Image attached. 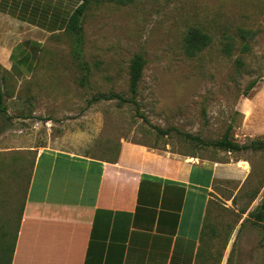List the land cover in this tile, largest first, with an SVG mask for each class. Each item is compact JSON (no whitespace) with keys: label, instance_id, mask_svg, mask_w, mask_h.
Here are the masks:
<instances>
[{"label":"rangeland","instance_id":"rangeland-1","mask_svg":"<svg viewBox=\"0 0 264 264\" xmlns=\"http://www.w3.org/2000/svg\"><path fill=\"white\" fill-rule=\"evenodd\" d=\"M81 26L80 58L75 36L65 31L46 40L28 78L0 70L7 110L0 116V239L10 207L25 201L33 148L111 159L127 140L181 157L248 160L246 177L214 185L200 253L203 264H264V225L245 213L239 226V210H253L251 198L257 195V204L262 198L264 150L228 153L205 145L228 128L240 145L264 142V0H88ZM190 29L210 37L192 57L183 51ZM135 56L143 59L138 113L117 99L90 102L98 94L131 98ZM7 227L6 246L14 223Z\"/></svg>","mask_w":264,"mask_h":264},{"label":"crops","instance_id":"crops-1","mask_svg":"<svg viewBox=\"0 0 264 264\" xmlns=\"http://www.w3.org/2000/svg\"><path fill=\"white\" fill-rule=\"evenodd\" d=\"M81 3L0 0V70L28 78L46 40L65 31ZM33 149L10 264H203L200 236L214 185L249 171L243 158L181 157L127 140L111 159ZM256 196L250 204L258 206ZM253 221L264 225V217Z\"/></svg>","mask_w":264,"mask_h":264},{"label":"trees","instance_id":"trees-1","mask_svg":"<svg viewBox=\"0 0 264 264\" xmlns=\"http://www.w3.org/2000/svg\"><path fill=\"white\" fill-rule=\"evenodd\" d=\"M87 1L88 0H82V3L74 10L70 18L68 19L67 27L65 29L66 32H69L75 36V54L76 58H80V53H81V45H82V26H81V21L82 17L86 11L87 7ZM131 0H114L116 4L119 5H124ZM64 31V32H65ZM241 37H244L242 34ZM210 43V37L207 33L203 32L200 29H190L186 32L184 39H183V51L188 57H192L196 55L197 53H200L201 51L204 50V48ZM224 51L226 53L229 52L230 50V44L226 43L224 44ZM143 66V59L140 56H135L131 62V67H130V78H129V90L131 93V98L126 100L122 98L120 95L115 94V93H110V94H98L94 96L90 102L93 101H98V100H112V99H117L120 100L121 102H129L133 106H135L136 113H138V103L135 100V95L137 92V85L139 83V79L141 76V69ZM6 107L4 105V93L2 92L1 86H0V116L6 114ZM143 118L142 116H140ZM230 130L231 128H228L224 135L215 141L209 142L208 144H205L206 146L222 150L225 152L229 153H235L247 149L251 150H264V142L262 141H254L249 144H243L240 145L238 144L233 138L230 136ZM3 131V129L0 128V133ZM159 133L165 134L158 130ZM185 138L201 143L200 139L196 136H191L189 134H182ZM139 144V143H137ZM142 145V144H140ZM33 168V167H32ZM21 172V171H19ZM30 178V177H29ZM29 178H28V184H29ZM16 206H11L9 209L10 214H8V217H5L4 222H2L1 225V239H0V264H10L12 255H13V250H14V245L15 241L17 238V233L19 229V224L22 216V210L24 206V202ZM245 209H241L240 213H245ZM15 213V214H14ZM13 216V217H12ZM248 218H253L256 221L260 222L262 221V218L264 217V191H263V197L260 202V204L252 211L248 212L247 214ZM12 221L14 223L13 227V235L10 239V243L6 246V236L7 234V222L10 223ZM205 226L202 227V231ZM7 234V235H6ZM7 255L5 258V261L2 260V256Z\"/></svg>","mask_w":264,"mask_h":264}]
</instances>
